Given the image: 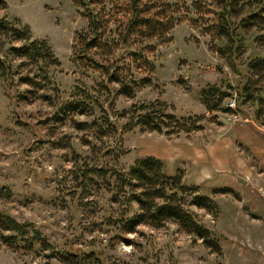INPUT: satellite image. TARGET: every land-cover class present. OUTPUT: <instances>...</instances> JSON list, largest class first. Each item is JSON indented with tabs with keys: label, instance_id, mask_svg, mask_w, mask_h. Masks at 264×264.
Listing matches in <instances>:
<instances>
[{
	"label": "rangeland",
	"instance_id": "1",
	"mask_svg": "<svg viewBox=\"0 0 264 264\" xmlns=\"http://www.w3.org/2000/svg\"><path fill=\"white\" fill-rule=\"evenodd\" d=\"M3 1L6 7L0 8V18H18L27 24L32 36L45 40L60 62L51 68L58 91L45 93L58 102L68 96L71 87L79 86L98 97L103 109L56 123L49 119L53 110L50 101L21 99L19 92L25 86L13 82L7 87L0 75V210L18 221L32 223L48 244L45 249H30L24 243L11 247L0 243V264H69L57 253L69 247L78 252L94 250L103 264H264V116L255 120V106L250 102L234 113L205 111L198 99L201 87L226 83L237 87L243 81L242 75L208 49V36L187 21L178 23L170 40L156 46L152 85L139 88L131 98L110 99L100 90L97 74L78 68L71 60L74 32L85 29L87 22L70 0ZM172 1L188 4L191 0ZM247 45L238 59L241 70L245 59L264 54L263 44ZM233 98L225 101L232 108ZM155 99L165 102L176 115H215L214 122L203 121V135L198 139L211 140V150L221 161L236 153L248 167V177L233 166L214 180L219 185L199 183L219 211L212 216L203 209H192L220 236L219 255L172 223L161 228L139 225L133 233L120 234L108 220L119 206L110 202L103 178L85 171L100 163L124 170L136 157L165 150L160 142L191 139L192 135L183 133L167 137L139 128L120 129L125 119L117 112ZM107 116L116 130L106 121ZM93 118L104 128L103 135L96 133L97 124L96 128L78 127V122ZM222 137L231 140L223 155L217 153L216 146ZM197 140L194 138L195 143ZM109 148L118 153L117 159ZM81 172L84 176L80 178ZM224 186L233 193H213L214 188Z\"/></svg>",
	"mask_w": 264,
	"mask_h": 264
},
{
	"label": "trees",
	"instance_id": "2",
	"mask_svg": "<svg viewBox=\"0 0 264 264\" xmlns=\"http://www.w3.org/2000/svg\"><path fill=\"white\" fill-rule=\"evenodd\" d=\"M70 1L87 22L85 29L74 32L71 60L78 68L96 73L100 90L110 99L131 98L139 88L152 85L155 69L152 57L156 46L170 40L175 25L187 21L191 28L208 36L210 51L243 76L237 87L230 83L201 87L198 99L205 111L234 113L242 104L250 102L255 106L254 119L264 116V54L245 59L242 70L238 64L248 43L264 45V0H191L188 4L172 0ZM5 7V2L0 0V8ZM0 47L4 52L3 58L0 57V75L7 87L18 83L25 86L19 92L21 99L50 101L53 105L50 120L63 124L72 115L90 116L94 109H103L98 97L79 86L71 87L68 96L58 102L45 93L58 91L51 68L60 62L48 43L33 37L29 26L18 18H0ZM232 97L234 108L225 104ZM117 115L125 119L120 127L124 131L139 128L167 137L199 131L204 127L203 121L216 119L215 115H176L158 99L134 103ZM105 119L116 130L108 116ZM96 120L77 125L96 128L97 124L96 133L103 135L104 128ZM109 151L115 149L109 148ZM114 158H118L116 151ZM85 171L103 178L110 202L119 206L108 220L120 234L133 233L139 225L161 228L172 223L199 239L211 253L221 254L220 236L206 227L192 209H203L216 216L218 205L199 185L184 182L181 168L168 175L158 157L145 155L136 157L124 170L105 168L100 163ZM82 173L78 175L80 178L84 176ZM213 193L233 192L224 186L214 188ZM0 243L10 247L24 243L30 249L48 247L36 226L18 221L2 210ZM57 253L58 258L69 264H103L94 250L78 252L69 247Z\"/></svg>",
	"mask_w": 264,
	"mask_h": 264
},
{
	"label": "crops",
	"instance_id": "3",
	"mask_svg": "<svg viewBox=\"0 0 264 264\" xmlns=\"http://www.w3.org/2000/svg\"><path fill=\"white\" fill-rule=\"evenodd\" d=\"M189 135H192L191 139L190 137L174 138L168 143L160 142L162 148L166 147V149H161L159 152L153 151L147 155L158 157L163 163L164 172L168 175L174 174L177 167L183 168V181L195 185H199L200 182H210L217 186L216 184L219 185V183L214 180L217 179L218 175L228 173L229 168L233 166L240 168L243 177L249 176L248 167L244 165L245 161L239 155L234 153L235 155L231 156L229 160L221 161L214 156L211 150V140L201 141L198 139L203 135L200 130ZM194 138L195 140L198 139L197 143L194 142ZM220 139L222 141L216 140L218 142L216 146L219 145L217 153L223 155L227 144L230 146L231 140L226 137ZM222 143H225V145H222Z\"/></svg>",
	"mask_w": 264,
	"mask_h": 264
},
{
	"label": "built area",
	"instance_id": "4",
	"mask_svg": "<svg viewBox=\"0 0 264 264\" xmlns=\"http://www.w3.org/2000/svg\"><path fill=\"white\" fill-rule=\"evenodd\" d=\"M229 106L231 107V106H232V104H229Z\"/></svg>",
	"mask_w": 264,
	"mask_h": 264
}]
</instances>
